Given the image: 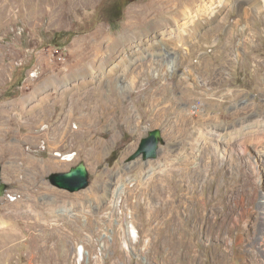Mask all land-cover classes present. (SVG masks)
<instances>
[{"label":"rangeland","instance_id":"rangeland-1","mask_svg":"<svg viewBox=\"0 0 264 264\" xmlns=\"http://www.w3.org/2000/svg\"><path fill=\"white\" fill-rule=\"evenodd\" d=\"M8 123L0 264L43 239L74 264H164L177 230L193 245L177 264H264V0H0ZM151 128L157 157L127 163ZM80 161L86 188L50 184ZM219 186L230 222L210 234L195 199Z\"/></svg>","mask_w":264,"mask_h":264},{"label":"bare ground","instance_id":"bare-ground-1","mask_svg":"<svg viewBox=\"0 0 264 264\" xmlns=\"http://www.w3.org/2000/svg\"><path fill=\"white\" fill-rule=\"evenodd\" d=\"M172 58H174V57H172ZM173 60H171V64H173ZM84 82L88 85L87 81H84ZM82 85H85V84H82ZM63 87H65V85L61 84V88H63ZM34 108H33V110H34ZM25 114L27 115L29 113L26 112ZM31 115H33V114H31ZM62 123L63 122H61L60 124L62 125ZM31 126L32 125H30V126L25 125V127H31ZM9 130H10L9 123L0 126V136L3 135L4 133L8 132ZM57 138H59V137H57ZM156 184H154V182H153V184H152L153 188L156 187ZM194 191H195V189H194ZM218 191H219V193L215 196V195H212V193L209 190L207 191V193L206 192L203 193V191L202 190L199 191V188H198V194H197V197L195 199V205H196L195 214H196L197 220L199 222H201V219L203 217V211H205L206 213L208 212L207 215H209L211 213V216H209V219L206 220V221H208V224L211 227L210 228V234H213V233L221 234L224 229L228 228V225H229V222H230V221H228L227 216L225 215V213H223V212H221L219 210V205L221 203V199L223 197H228L229 196L230 189L229 188H225L223 186H219V190ZM160 201H162V200H160ZM74 204L77 205L76 202H74ZM221 205H222V203H221ZM27 207H28V205L26 203H22L21 207H19V208L22 209V211L20 212V215H22L24 217L27 215V211L30 208H28L26 211H23V208H27ZM55 212L56 211H55L54 206H51V207H49V211L47 212V215H55L56 214ZM151 216H152V214H151ZM154 216H155V214L153 215V217ZM176 218H177V216H176ZM34 219L33 220H28V222H26V223H30L32 228L38 226L39 223H40V222H38V220H34ZM160 220H162V218ZM160 220H159V222H160ZM214 221L218 222L216 226H213L211 224ZM176 222L178 223V220L173 222L174 225H175ZM43 225H44V227L46 226V224H43ZM9 227H10V224L5 222V225H4L3 229L5 230V229H8ZM19 235H20V233H18V236L17 235H15V236L18 238ZM3 246H5L4 249L6 251H8L7 252V253H9L8 256L13 255L12 246H10V245L7 246L5 244ZM192 246L193 245L188 240L187 236L184 233H181V232H179V230H177L176 234H174V239L172 241V245H171V247L168 248L173 253V256L168 253V249H163V251H162L164 260H166V262L164 264H177L178 261H179V258H181L183 256L182 252H183L184 249H187L186 252L184 251L186 254L192 253L190 251L192 249ZM78 251H79V254L83 255L84 254L83 246H80ZM169 255H171V256H169ZM28 256L30 258V264H36L35 262H37V264H74V263L68 261V257H69L68 254H66V259L64 261H62L61 258H60L61 255L59 254L58 250H55L54 248H52L50 246V241L48 239L47 240L43 239L42 245L36 251H32V252L26 253V257H28ZM80 264H82V263H80Z\"/></svg>","mask_w":264,"mask_h":264},{"label":"water","instance_id":"water-1","mask_svg":"<svg viewBox=\"0 0 264 264\" xmlns=\"http://www.w3.org/2000/svg\"><path fill=\"white\" fill-rule=\"evenodd\" d=\"M165 145L160 128L147 129L146 134L141 137L136 149L126 159L127 163L141 159L146 161L148 159H155L159 153L160 146ZM68 159L71 155H65ZM0 166V197L4 196L8 185L2 179ZM51 185L75 192L86 188L89 184V173L83 161L71 166L66 171L52 172L47 176Z\"/></svg>","mask_w":264,"mask_h":264},{"label":"trees","instance_id":"trees-1","mask_svg":"<svg viewBox=\"0 0 264 264\" xmlns=\"http://www.w3.org/2000/svg\"><path fill=\"white\" fill-rule=\"evenodd\" d=\"M120 15H121V8H118L117 13L110 16V19H111L110 23L112 24L111 26H112V29L114 30L117 29L119 26L117 21H119Z\"/></svg>","mask_w":264,"mask_h":264}]
</instances>
